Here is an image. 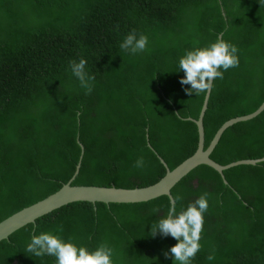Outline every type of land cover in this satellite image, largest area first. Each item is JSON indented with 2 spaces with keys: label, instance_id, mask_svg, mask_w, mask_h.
I'll return each mask as SVG.
<instances>
[{
  "label": "trees",
  "instance_id": "trees-1",
  "mask_svg": "<svg viewBox=\"0 0 264 264\" xmlns=\"http://www.w3.org/2000/svg\"><path fill=\"white\" fill-rule=\"evenodd\" d=\"M133 29L149 38L136 55L120 48ZM218 38L238 47L239 66L213 82L205 148L223 123L264 101V0H0V223L73 179L79 143L75 187L148 188L166 175L159 158L169 171L190 158L198 133L186 119L198 118L205 93L187 94L179 60ZM82 58L95 77L88 95L70 68ZM140 157L143 168L135 167ZM210 158L220 165L264 158V111L228 127ZM223 176L227 185L200 166L170 192L183 197L177 212L209 194L192 264H264V162ZM169 206L160 197L63 207L2 242L0 264H56L26 247L32 235L55 234L60 225L65 241L90 251L108 243L114 264H174L169 250L177 241L150 235Z\"/></svg>",
  "mask_w": 264,
  "mask_h": 264
},
{
  "label": "clouds",
  "instance_id": "clouds-1",
  "mask_svg": "<svg viewBox=\"0 0 264 264\" xmlns=\"http://www.w3.org/2000/svg\"><path fill=\"white\" fill-rule=\"evenodd\" d=\"M149 38L143 33H137L133 29L120 44V48L132 55L148 50ZM239 49L236 45L218 38L215 42L197 47L186 53L179 60V69L183 71L184 78L180 80L182 85H190L186 89L188 95L195 93L199 96L206 93L213 87L216 79H223L224 72L230 68L239 66ZM87 61L80 59L79 62L71 61L72 74L79 80L80 86L85 89V94H91L95 77L88 75L85 71ZM145 161L140 157L135 162V167L143 168ZM209 194L205 192L194 202L189 203L185 208L177 212V203L183 199L177 195L170 198V206L167 213L158 222L151 225L150 235L155 237L160 234L164 237L171 236L177 243L170 248V254L174 257V264H192V260L201 250V239L204 227V215L209 208ZM159 212L158 208L153 209ZM36 231L35 226L33 232ZM63 226L52 232H41L32 235L27 244L26 251L35 257L52 256L56 264H114L113 257L115 249L108 243L99 244L94 250L86 246H78L73 239L65 241L62 238ZM167 258L169 252H165ZM207 259L214 260V254Z\"/></svg>",
  "mask_w": 264,
  "mask_h": 264
},
{
  "label": "water",
  "instance_id": "water-1",
  "mask_svg": "<svg viewBox=\"0 0 264 264\" xmlns=\"http://www.w3.org/2000/svg\"><path fill=\"white\" fill-rule=\"evenodd\" d=\"M211 90L205 93L202 107L197 119L187 118L186 120L192 121L197 128L198 142L194 154L176 167L173 171H169L165 163L159 158L160 163L166 168V175L154 186L143 189H118L99 188V187H75L72 183L79 175L81 164L84 157V147L80 145L81 157L77 165L73 179L65 185L60 191L38 202L37 204L28 207L9 219L0 223V244L10 239L18 231L29 225H35L41 218L50 215L51 213L76 203H89V204H104V205H129V204H144L166 197L171 198V190L185 178L190 172L200 166H206L216 173L221 175L225 185L227 182L224 180L223 171L239 165H256L264 162V158L253 160H239L233 161L227 165H220L210 158V154L219 142L223 132L230 126L238 123L251 120L264 111V101L252 113L234 117L223 123L216 131L208 146L204 147V129H203V116L207 109L208 99ZM150 146V145H149Z\"/></svg>",
  "mask_w": 264,
  "mask_h": 264
}]
</instances>
